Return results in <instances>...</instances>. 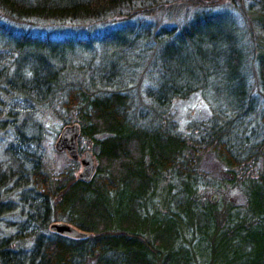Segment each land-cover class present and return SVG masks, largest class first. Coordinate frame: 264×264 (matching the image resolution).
Here are the masks:
<instances>
[{
  "label": "trees",
  "instance_id": "obj_1",
  "mask_svg": "<svg viewBox=\"0 0 264 264\" xmlns=\"http://www.w3.org/2000/svg\"><path fill=\"white\" fill-rule=\"evenodd\" d=\"M195 92L210 113L183 133ZM0 95L77 123L97 162L84 181L7 146L0 211L16 188L31 246L0 237V264H264V0H0Z\"/></svg>",
  "mask_w": 264,
  "mask_h": 264
},
{
  "label": "rangeland",
  "instance_id": "obj_2",
  "mask_svg": "<svg viewBox=\"0 0 264 264\" xmlns=\"http://www.w3.org/2000/svg\"><path fill=\"white\" fill-rule=\"evenodd\" d=\"M183 9V7H172L169 12H165L164 15L158 16L157 19L162 23L174 22L183 14ZM49 25L50 23L48 22L40 23L39 21H31L29 28L39 29L40 27H48ZM170 113L178 130L185 133L186 125L190 121H196L208 117L210 113V105L200 93L195 92L185 99H174L171 103ZM7 114H9V117L5 116ZM35 120L42 124V131L36 140V146L34 141L38 126L35 124ZM1 123H3L5 127L0 129V162H4V164L7 162V146L13 151H20V153L24 151L31 154L42 153L46 159L47 166L53 170H58L66 164L67 160L70 159L64 151L57 152L54 149V143L57 134L61 130V124L58 121V118H56L49 109L35 107L29 100L23 98L13 97L10 99V97L4 95L2 97L0 95V124ZM16 127H18L23 133V138L25 140L24 142L20 141V144H18L17 138L15 140L14 137V128ZM89 146L88 142H82L83 150L81 151L80 156L83 155L84 151L89 150ZM80 168L81 166L79 163L77 173L80 171ZM218 168L216 161L209 158V156L203 161L202 169H205L211 174H215V171ZM213 194L217 195V193ZM217 197H219V195H217ZM4 198L6 201L10 198L9 201L11 202L9 211H0V237L8 236V242L14 239V242H11L10 246L14 248L16 247V249L21 248L22 251H24L31 246V242L26 238H21L22 234L20 231L16 230V224L22 220L19 208L18 190L11 187Z\"/></svg>",
  "mask_w": 264,
  "mask_h": 264
},
{
  "label": "water",
  "instance_id": "obj_3",
  "mask_svg": "<svg viewBox=\"0 0 264 264\" xmlns=\"http://www.w3.org/2000/svg\"><path fill=\"white\" fill-rule=\"evenodd\" d=\"M79 133V126L77 123L68 124L61 128L56 141L54 143V149L57 152L64 151L66 155L74 162L80 163V171L77 173V177L81 180L88 181L93 175L96 167L95 158L90 151H84L80 156L77 150V136ZM211 200H216V195H211ZM52 231L61 232L72 237H81L85 234L76 228L66 224L57 223L50 226Z\"/></svg>",
  "mask_w": 264,
  "mask_h": 264
}]
</instances>
